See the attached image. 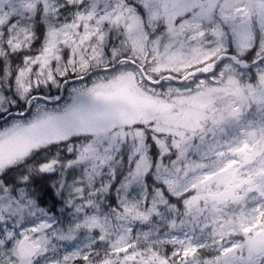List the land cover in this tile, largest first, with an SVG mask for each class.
<instances>
[{"label":"snow or ice","instance_id":"1","mask_svg":"<svg viewBox=\"0 0 264 264\" xmlns=\"http://www.w3.org/2000/svg\"><path fill=\"white\" fill-rule=\"evenodd\" d=\"M0 264H264V0H0Z\"/></svg>","mask_w":264,"mask_h":264}]
</instances>
